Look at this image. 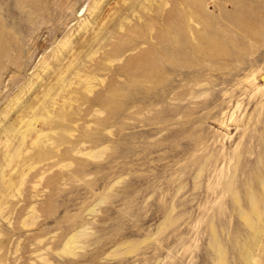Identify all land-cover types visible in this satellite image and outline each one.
I'll return each mask as SVG.
<instances>
[{"label":"rangeland","instance_id":"374dc122","mask_svg":"<svg viewBox=\"0 0 264 264\" xmlns=\"http://www.w3.org/2000/svg\"><path fill=\"white\" fill-rule=\"evenodd\" d=\"M0 142V264H264V0H0Z\"/></svg>","mask_w":264,"mask_h":264},{"label":"bare ground","instance_id":"6f19581e","mask_svg":"<svg viewBox=\"0 0 264 264\" xmlns=\"http://www.w3.org/2000/svg\"><path fill=\"white\" fill-rule=\"evenodd\" d=\"M98 7V5H96V7L95 8H97ZM65 41V40H64ZM64 44V43H63ZM62 45V44H61ZM60 53H61V51H60ZM55 55H57L58 57H59V55L56 53ZM55 59V58H54ZM57 60V59H56ZM58 60H59V58H58ZM46 64H47V62H46ZM45 65V64H44ZM47 66V65H46ZM45 69V68H44ZM87 79V78H86ZM89 84V83H88ZM26 87V86H25ZM87 87H89V86H87ZM22 89V88H21ZM7 115V114H6ZM24 123H26V122H24ZM34 123V122H33ZM28 124V123H27ZM30 124V123H29ZM6 127H4V129H3V131L2 132H4V134H5V136H6V138H5V143H2V144H6V141H7V139H8V131H9V127L7 126V125H5ZM32 127V126H31ZM13 128V127H12ZM19 129V128H18ZM17 130V129H16ZM13 131V130H12ZM20 131V130H19ZM1 132V133H2ZM3 134V133H2ZM3 136V135H2ZM23 136H24V132L23 131H21V133H20V138H23ZM1 142H4V140L2 141L1 140ZM0 142V143H1ZM3 146V145H2ZM4 147V146H3ZM3 147H1L2 149H3ZM6 150V149H5ZM16 150H18V149H16ZM22 150V149H21ZM9 152V151H8ZM15 151H13V153H14ZM11 153V152H10ZM9 153V154H10ZM18 153V152H17ZM2 154H3V152H2ZM6 155V154H5ZM21 170V169H20ZM3 178V177H2ZM256 213H257V215H259V212L258 211H256ZM247 221H248V219H247Z\"/></svg>","mask_w":264,"mask_h":264}]
</instances>
